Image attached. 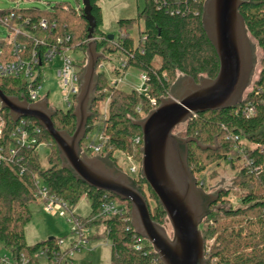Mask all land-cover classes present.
Wrapping results in <instances>:
<instances>
[{"label": "trees", "instance_id": "trees-1", "mask_svg": "<svg viewBox=\"0 0 264 264\" xmlns=\"http://www.w3.org/2000/svg\"><path fill=\"white\" fill-rule=\"evenodd\" d=\"M241 1L243 4L240 14L250 36L262 52L260 75L244 101L224 111L197 114L178 132L180 138L196 140L189 143L188 148L189 167L198 182L211 166L219 167L224 161L230 162L231 170L235 173L230 182L231 187L221 190L218 200L211 207L212 212L200 226L211 264H264V171H256L264 163V0ZM205 2L206 0H145V6L136 19L119 22L122 36L111 40L100 30L103 15L99 0H90L92 15L97 20L92 39L96 40L98 51L104 56L96 68L98 83L84 139L97 125H101L102 132L108 138L102 153L97 156L91 154V158L105 160L121 172L124 171L118 166L117 154L132 157L141 165L143 144H137L135 139H143V133L135 123L155 109L152 100L159 107L162 99L171 97L180 76L192 78L196 83L205 78L216 79L220 71V60L203 26ZM54 9V12L48 14L37 9H14L23 21H32L27 29L39 41L36 45L28 40V52L36 49L43 53L48 47L57 45L58 39L71 36V49L87 53L91 40L84 9L78 12L62 4H57ZM3 15L4 13L0 14ZM42 20H46L50 27L47 30L38 26L34 29V24ZM141 22L145 27L140 31L139 41L136 43L129 31ZM53 24H56L55 27ZM2 47L4 57L1 62L12 61L13 56L7 43H3ZM117 54L127 60L124 72L135 68L145 75L148 95L136 90L124 92L112 86L107 76L99 72L101 64L107 59L106 55ZM114 72L121 74L119 68ZM84 73L85 68L81 72V80ZM0 89L6 96L20 101L29 98L27 85L22 79L0 78ZM107 101V116L103 117L101 107ZM248 103L255 111V116L251 118L244 114V106ZM77 105L78 100L73 110L56 111L53 122L57 130L70 136L75 133L77 118L74 113ZM1 113L5 122L1 144L9 159L0 163V243L8 253L15 256L24 254L32 259L41 251L47 250L49 256L54 251H60L59 240L55 238L42 240L33 246L26 240L25 229L33 219L31 206L40 204L37 181H41L50 195L66 203L71 219L80 224L81 230L103 227L104 237L111 244L112 264H163L153 247L145 246L141 250L135 248L140 235L132 224L131 203L110 193L98 191L74 177L64 168L54 140L37 120L25 118L28 124L41 129L39 142L50 148L46 165L37 149H22L19 153L22 162H18V157L11 158L8 154L9 147L13 144L11 135L19 123L14 122L9 110L1 108ZM230 134L241 135L260 146V149L248 151V158L253 159L256 164L253 165L252 172L247 166L241 165L240 157L233 151V143L228 139ZM83 141L82 149L85 148ZM198 144L208 149L204 150ZM134 180L148 202L153 221L166 226L167 214L147 181L142 178L141 171ZM234 191H238L240 195L238 207L233 206L230 201ZM106 195L111 200L125 204L128 212L108 219L99 217ZM84 197L91 204L88 217L75 213V208ZM99 236L101 237L100 233L97 237Z\"/></svg>", "mask_w": 264, "mask_h": 264}, {"label": "water", "instance_id": "water-1", "mask_svg": "<svg viewBox=\"0 0 264 264\" xmlns=\"http://www.w3.org/2000/svg\"><path fill=\"white\" fill-rule=\"evenodd\" d=\"M242 4L241 0L205 2L203 26L220 60L216 79L205 78L200 83L192 78L179 80L171 97L162 99L159 107L135 123L143 133L141 176L164 208L173 228L172 237L166 226L153 221L148 202L131 176L105 160L82 153L81 143L98 83L96 67L104 56L92 39L97 20L92 15L90 0H84L91 40L87 49L88 64L82 77L74 113L77 127L72 136L56 129L53 122L56 111L49 107L47 99L32 104L27 99L8 97L0 89L1 108L10 111L15 123L22 118L37 120L54 140L64 168L74 177L98 191L131 203L133 227L152 244L163 264H211L200 226L212 212L211 207L220 193L210 195L198 187L189 167L188 148V144L196 140L180 138L174 131L197 114L224 111L243 101L251 83L255 58L250 34L239 11ZM109 38L113 40L114 36L109 35Z\"/></svg>", "mask_w": 264, "mask_h": 264}, {"label": "built area", "instance_id": "built-area-1", "mask_svg": "<svg viewBox=\"0 0 264 264\" xmlns=\"http://www.w3.org/2000/svg\"><path fill=\"white\" fill-rule=\"evenodd\" d=\"M3 13L4 15L0 16V23L9 30L7 45L10 48L13 60L0 62V78L22 79L27 85L28 100L30 103L36 104L47 99L49 107L54 111H59L49 104L50 91L48 90L47 92L46 89V70L51 69L57 64L59 68L56 71V75L59 79V89L63 104L66 106L67 112L73 110L76 100H78L81 93V72L84 68V62L82 59L73 57L75 51L69 46L72 41L71 36H67L66 39H58L57 45L48 47L43 53L36 49L28 52V40L35 42L36 45L39 44L38 39L27 29V26L32 25V21H23L21 16L17 15L14 10ZM55 25L53 24V27ZM37 26L45 30L50 27L46 20L34 24L33 28L35 29ZM0 56H3V52H0ZM126 62L127 60L125 58L124 63L119 67L121 74L118 77L124 76L125 72L123 71L125 70ZM141 79L143 83L136 91L148 95L149 89L146 87V77L144 74H142ZM119 82L120 79H116L113 86L117 87V83L119 84ZM246 95H244L243 101ZM152 105L155 109L158 107L157 102L154 100H152ZM244 114L248 118L255 116V111L251 104L248 103L244 106ZM18 123V126L11 135L13 144L9 147L8 154L11 158L18 157V162H22L23 159L19 155L22 149L38 150L45 144L39 142L38 137L41 134L40 128L28 124L25 118L20 119ZM4 127L5 122L0 105V163L9 159L5 153L4 146L1 144ZM228 139L233 143V151L240 157V163L243 166H247L249 171L252 172L255 161L248 158V151L260 149V146L249 142L238 134H230ZM107 140L108 138L104 133L100 136L97 143L90 140L88 135L83 141L85 148L82 149V153L88 157L91 154H101ZM135 142L137 144H143V139L138 137L135 139ZM260 170L264 171V163L256 168V171ZM140 171L141 167H137L136 165H132L130 169V173L134 175H138ZM37 185L39 187L38 202L43 206L44 212L53 216L65 217L68 212L66 203L56 196L50 195L47 187L41 181H37ZM105 200L106 202L102 207L99 217L108 219L125 215L128 212V207L125 204H120L117 201L109 199L108 195L105 196ZM69 220L75 223L73 225V233L77 236L69 248L64 249V240H59V253L54 251L52 256H49L48 251L45 250L39 254H35L32 259L24 254L15 256L6 252L4 255L0 254V264H40L39 259L42 257L47 260L48 264H75V254L82 253L86 250L90 241L85 237V232L88 229L81 230L79 223H76L71 218ZM145 246L153 247L147 239L139 236L135 248L141 250Z\"/></svg>", "mask_w": 264, "mask_h": 264}, {"label": "rangeland", "instance_id": "rangeland-1", "mask_svg": "<svg viewBox=\"0 0 264 264\" xmlns=\"http://www.w3.org/2000/svg\"><path fill=\"white\" fill-rule=\"evenodd\" d=\"M57 4L65 5L69 9L78 12L79 10L84 9V0H0V14L3 12L12 11L14 9H37L44 14H48L55 11L54 8ZM99 5L102 8L103 15V24L100 26V30L108 36L113 35L114 38L119 39L122 36L119 22L121 20L136 19L138 14L145 6V0H99ZM144 27V23L141 22L129 31L131 37L136 43L139 41L140 31H143ZM8 37L9 30L0 23V52H4L2 44L7 43ZM250 39L254 52L255 65L250 86L244 95H246L249 90L252 89L253 84L258 79L261 72L262 52L259 49L257 42L251 36ZM3 57L4 56H0V62L1 58ZM73 57L82 59L84 62V68H86L88 64L87 53L84 54L83 51L77 50L74 52ZM106 57L107 59H105L103 64H101L99 72H102L107 76L109 83L112 86L114 85V81L116 79H120L119 84L117 83V88L124 92L130 93L133 90H137L141 87L143 81L141 79L142 74L139 70L130 68L124 73V76L122 77H118V75L114 72L119 67H121L125 61V58L122 55H106ZM58 68L59 66L56 64L51 69L46 70V89L47 92L48 90L50 91L49 104L54 106L59 111L67 112L59 89V79L56 75ZM181 79L185 78L180 76L179 80ZM108 106L109 101H107L101 107L103 117L107 116ZM184 127L185 124L177 127L174 131V134L178 135V132L183 130ZM102 134L103 132L101 130V125H97L94 131L89 134V139L97 143ZM38 152L41 156L43 164L46 165V157L50 153L49 146L46 144L41 146L38 149ZM93 156H97V154H93ZM116 158L118 166L124 171V173L129 174V176H131L133 179L138 177V175L131 174L130 169L132 165L141 167L139 163L135 162L132 157H127L123 154H117ZM241 165L239 166L240 168ZM234 175L235 173L231 170L230 162L224 161L219 167L215 165L211 166L201 176L200 182H198V187H202L207 194L216 196L221 192L222 189H229L231 187L230 182ZM237 192L238 191H234L230 198L231 203L235 207L240 205V195ZM31 211L33 214V219L25 229L26 240L29 245L33 246L42 240L55 238L58 240H64L65 243L63 247L64 249H67L77 238L75 233H73V225H75V223L69 220L71 218L69 212H67L65 217L53 216L45 213L41 204L32 205ZM75 213L81 217H88L90 215L91 204L87 197H84L79 202L75 208ZM166 228L168 234L172 237V226L167 223ZM103 230V227H100L99 229H88V231L85 232V237L90 242L86 250H84L82 253L75 254V264H112L111 244L104 237ZM100 231L101 237H97ZM6 252L7 250L0 243V254L4 255ZM39 260L40 264H48L47 260L43 257Z\"/></svg>", "mask_w": 264, "mask_h": 264}, {"label": "crops", "instance_id": "crops-1", "mask_svg": "<svg viewBox=\"0 0 264 264\" xmlns=\"http://www.w3.org/2000/svg\"><path fill=\"white\" fill-rule=\"evenodd\" d=\"M92 231V230H91ZM104 231V230H103ZM100 234H101V231H100Z\"/></svg>", "mask_w": 264, "mask_h": 264}]
</instances>
